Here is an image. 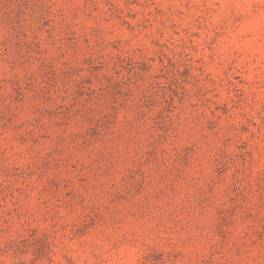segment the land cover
Segmentation results:
<instances>
[{
	"label": "rangeland",
	"instance_id": "1",
	"mask_svg": "<svg viewBox=\"0 0 264 264\" xmlns=\"http://www.w3.org/2000/svg\"><path fill=\"white\" fill-rule=\"evenodd\" d=\"M0 264H264V0H0Z\"/></svg>",
	"mask_w": 264,
	"mask_h": 264
}]
</instances>
